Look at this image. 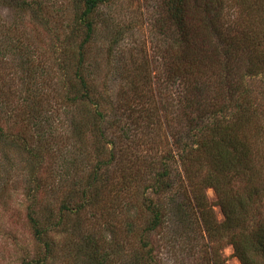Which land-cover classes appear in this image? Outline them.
Here are the masks:
<instances>
[{
    "label": "rangeland",
    "instance_id": "374dc122",
    "mask_svg": "<svg viewBox=\"0 0 264 264\" xmlns=\"http://www.w3.org/2000/svg\"><path fill=\"white\" fill-rule=\"evenodd\" d=\"M26 1V10L0 1V97L8 100L7 107L0 106V128L9 137L0 138V264H91L88 254L94 248L101 255H111L112 264H137L149 251L155 261L151 264H213V255L218 264H242L226 238L209 237L197 207L190 205L184 211L179 207V212V203L172 206L162 226L143 236L150 227V216L141 209L145 199L164 201L149 188L154 175L170 169L176 183H189L191 178L187 175L190 168L186 169L189 163L185 164L175 149L172 134L189 143L192 121L184 117L185 102L190 97L182 96L185 84L169 80L164 71V59L176 47V27L168 18L167 0H109L90 18L95 29L90 39L86 27L78 22L85 11L81 0ZM254 1L243 5L240 0H215L212 16L218 19L219 29L222 26L232 37L245 31L248 37L238 38H244L242 44L251 47V35L256 36L254 63L262 65L264 5L259 6L262 0ZM221 32L220 36L218 32L210 34L206 40L209 52H215L216 46L225 49L226 34ZM249 53L251 62V48ZM81 54L87 65L83 73L103 96L100 110L106 116V123L87 132L83 141L76 137L73 127L80 121L75 116L81 107L69 108L62 102ZM249 62H243L228 79L225 59L216 78L212 70L205 69L207 80L212 81L213 91L229 98V90L236 85V92L239 90L250 102L252 95L254 107L264 110V70L251 79ZM35 95L40 105L31 113L26 101ZM159 101L164 110L150 112L151 108L156 110L154 105ZM259 123L263 126L260 137L257 124L251 120L245 122L241 136L248 134L247 127L253 128L248 135H255L249 142L260 156L264 155V120ZM176 125L179 130H175ZM105 140L113 145H105ZM112 153L117 160L108 172V178L113 176L110 185L96 189L94 204L65 220L60 214L64 199L76 184L85 186L99 162L106 163ZM123 176L134 178L131 195L125 196L120 189ZM199 180L194 178V182ZM204 192L216 221L222 223L225 217L215 191ZM34 195L41 203L39 210H52L50 214L47 209L43 219L56 224L63 218L62 225L52 227L41 243L30 220ZM260 210L264 213V200Z\"/></svg>",
    "mask_w": 264,
    "mask_h": 264
},
{
    "label": "trees",
    "instance_id": "16d2710c",
    "mask_svg": "<svg viewBox=\"0 0 264 264\" xmlns=\"http://www.w3.org/2000/svg\"><path fill=\"white\" fill-rule=\"evenodd\" d=\"M0 1L5 4H12L19 10H26L28 8L26 0ZM81 1L85 7V11L78 22L80 21L82 26L86 27L87 37L90 39L95 32L94 24L90 21V18L102 5L108 3L109 0ZM214 1H166L169 13L168 18L172 25L174 24L176 27V30H173L176 47H173V53L164 59V71L169 76V80L185 84V92L182 96L189 95L190 97L185 102L186 116L184 117L188 122L192 121L187 133L188 139L190 138L189 143L178 140L179 136L176 135L177 133L174 135L172 132V134L173 138H175V149L181 152V159H183L185 164L189 163L186 169L190 168V172L188 170L187 175L191 176V178H189V183L186 182L187 180L176 183L175 179L171 177L170 169L165 170L163 173L159 171L154 175L149 188L161 196L164 201L153 200L152 198L150 200L145 199L141 209H145L146 213L149 214L150 227L144 230L143 236L145 237L146 233H152L158 230L159 226H162L163 219L167 217V212L172 206L179 203L176 205V210L178 209L177 211L179 212V207L184 211V207L190 205L193 208L197 207L200 213L199 218H201L205 225L204 230L209 234V237H214L215 239L222 236L226 238L227 244L233 246L235 254L242 264H264V213L260 210V205L264 200V169L262 168L264 167V155H255V145L249 142L252 141L251 138L255 135L252 133V137L248 135L250 134V130L252 132V127H247L248 134L246 133L245 136H241L245 122L248 120L257 124L255 127L257 128V132L255 131L257 137L262 135L261 130H263V126H260L259 122L264 120V110L254 107L256 102L253 100L252 95L250 102L243 96V93H239V90L236 92L238 89L236 85L228 92L230 98L226 94L213 91L211 89L213 85L212 81L207 80L209 79L207 78L208 71L205 72V69L212 70V74L216 78L221 70L220 66L223 65L226 59V66L228 68L224 71L225 76L231 77L238 69H241L240 66L243 62L245 65L249 62L247 57L250 54V48L251 62L249 63H251V67L248 69V72L251 79L261 75L264 70V62L262 65L254 63L256 59L254 52L257 46L256 42H258L256 36L251 35V40L249 37L251 41L250 47L249 44L241 43L244 38H240L241 42L238 40L239 36L248 37L245 31H241L238 37H232L231 34L225 33L222 26L219 29L220 24L218 19L212 16ZM240 1L244 5L247 0ZM255 3L256 0L253 4ZM263 5L264 0L259 3V6ZM38 8L42 12L43 9L40 6ZM214 32H218V36H220V32L221 34H226L224 37L225 49L216 46L215 52H209V43L206 40ZM234 43H236V47L233 46ZM254 45L255 47H253ZM81 56L76 74L69 81V92H65L62 102H65L69 108L81 107V112L75 116L77 120L79 116L80 121L75 122L73 127L76 137H79L83 141V136L87 132L90 133V130L99 129L102 124L106 123L104 122L106 116L100 110L101 102L104 101V98L98 94L93 80L84 75L83 72L86 70L87 65L83 59L84 55L81 54ZM222 57L223 61L221 60ZM180 86L178 85V87ZM134 88L135 90L137 89V87ZM196 93L197 95L195 96ZM204 96L206 97L204 98ZM38 98L35 95L34 99L30 98V101H26V107L31 113L35 112V107L37 108L40 105L38 104ZM204 99L207 101L202 103ZM123 104L124 106L126 105L125 98H123ZM3 105L8 106V100H6V96L4 95L0 97V106ZM157 106L154 105V109L156 110H153L150 106L148 110L151 108L150 112H159V110L162 111L165 108L160 101L157 102ZM189 109L190 112L188 113ZM164 115L166 117L165 113ZM179 117L177 116V118ZM161 118L164 120L163 116ZM176 129L179 130L177 125L175 126ZM180 132L183 131L180 129ZM102 136L105 137L104 134ZM0 138H9L4 134L2 128H0ZM21 141L24 149L30 152L27 149L26 142L24 140ZM107 143L113 145L111 141L105 140V145ZM145 144L147 145V143ZM191 144L192 146H190ZM193 146H196L194 150L192 149ZM194 151L198 153L196 157L191 155ZM256 157H259V160ZM116 160L117 155L112 153L111 158L106 163L99 162V167H95L94 173L88 178L86 185L84 184L85 186L80 184L75 185L71 194L62 202L60 214L65 220L72 213L77 215L82 213L88 208L89 203L94 204L93 196L96 195L94 194L96 189L100 186L107 187L110 185L111 181L109 179L111 177L113 179V176L110 174L111 177L108 178V172L115 165ZM41 162L42 158L38 161V164ZM152 164L156 165L155 162H152ZM192 171L196 175L192 176ZM132 176L136 177L137 172L135 175L132 172ZM196 177H199L200 180L194 182V178ZM133 179L132 177L127 178V176L119 179L120 189H123L125 196L131 195L134 192ZM140 179H144V177H140ZM206 189H213L217 195L218 205L225 217L222 223H218L214 217V213L209 206L204 192ZM40 204L37 195H34L30 209V220L34 228L36 240L39 243L43 242L52 227L58 228L63 222L62 217H60L56 224L43 219L46 212L49 211L51 214L50 211L52 210L46 208L41 211L38 209ZM129 230H132L131 226H129ZM90 244L93 245L94 243ZM143 247L145 248L144 243ZM46 249V252L49 254L51 252L49 243L46 244ZM88 256L91 259V264H112L111 255H101L97 248H94ZM214 259L213 255L211 261L213 264H218ZM45 260L46 257L43 261L45 262ZM38 262H41V260ZM152 262L155 263L151 251L147 253L146 257L137 260V264H151ZM25 264H34V262L29 261Z\"/></svg>",
    "mask_w": 264,
    "mask_h": 264
}]
</instances>
